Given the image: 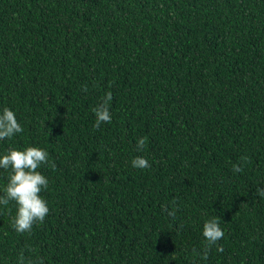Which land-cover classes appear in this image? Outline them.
<instances>
[{"label": "trees", "instance_id": "trees-1", "mask_svg": "<svg viewBox=\"0 0 264 264\" xmlns=\"http://www.w3.org/2000/svg\"><path fill=\"white\" fill-rule=\"evenodd\" d=\"M5 107L23 132L0 157L56 167L31 234L0 205V264H264V0H0Z\"/></svg>", "mask_w": 264, "mask_h": 264}, {"label": "clouds", "instance_id": "clouds-1", "mask_svg": "<svg viewBox=\"0 0 264 264\" xmlns=\"http://www.w3.org/2000/svg\"><path fill=\"white\" fill-rule=\"evenodd\" d=\"M87 91V88L84 89ZM113 99L111 92L105 94L103 102L93 109L96 117L94 127L98 130L102 124L111 123L112 115L109 104ZM23 132L16 114L10 108L0 111V141L10 140L15 135ZM146 147V139L137 141V151H143ZM246 159V158H245ZM136 169H147L150 167L148 160L137 156L131 162ZM43 166L55 169L56 165L50 161L49 154L38 147H28L25 150L11 149L7 154L0 157V169L10 170L9 182L4 189V195L0 196V205L7 206L10 201L17 204V213L13 220V227L19 234H31L33 226L43 223L49 215V207L41 193L48 189L49 180L40 171ZM239 165H233L234 172H241ZM258 195L264 197V189H257ZM175 213H170L174 215ZM203 236L206 241L204 259H207L208 251L218 245L223 239L224 231L220 226L218 218H212L205 222ZM217 251L223 252V247L218 246ZM19 264H24L23 255L20 256Z\"/></svg>", "mask_w": 264, "mask_h": 264}]
</instances>
